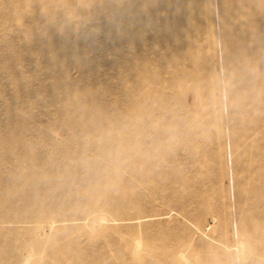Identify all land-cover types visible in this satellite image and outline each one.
I'll return each mask as SVG.
<instances>
[{"label":"rangeland","instance_id":"1","mask_svg":"<svg viewBox=\"0 0 264 264\" xmlns=\"http://www.w3.org/2000/svg\"><path fill=\"white\" fill-rule=\"evenodd\" d=\"M147 1L120 0L117 10L116 0H0L2 153L13 157L22 152L18 147L6 154L22 138L24 143H32L39 158L49 155L58 163L57 167L48 166L45 184H36L32 173L19 179L13 161L6 164V169L0 154L4 168H0V196L12 201L0 212L25 216L45 206L58 208L66 216L68 220L58 235L65 258L55 260L56 252L52 251L43 264H122L124 241H131L138 252L147 246L144 264H154L151 261L162 250L159 237L164 233L186 244V254L192 258L181 256L186 263L264 264V202L253 196L248 185L256 167L254 151L242 157V146L235 155L226 150V145L240 141L243 128L250 129L254 120L242 115L241 110L252 107L253 96L264 86L259 50L255 43H249L248 50L259 60L253 62L254 69L246 64L250 56L245 53L226 62L221 54L223 38H216L210 47L203 40L208 20L205 0H182L175 11L172 31L159 25L150 12L160 0ZM210 2L217 11L216 29L220 30L224 6L220 0ZM209 53L221 83L219 95L224 103L220 105L214 102L211 86L203 78ZM193 62L200 68L201 81L189 76L196 69ZM260 79L263 83L258 84ZM197 95L203 100L201 111L210 117L198 125L194 116L192 123L183 115L193 108ZM215 105L224 113V123L218 121L220 127L215 123L211 127ZM16 121H24L26 126ZM222 129L220 162L213 155L204 158L207 153L203 151L217 150L215 132ZM75 136H133L150 143H155L157 137L165 147L156 159L164 168L163 175H186L191 185L179 184V189L186 191L189 201L178 196L162 199L161 190H153L146 183H135L128 189L132 179L119 169L115 170L119 177L113 185L102 188L97 198L91 196L77 182L80 173L67 168L87 165L85 159L63 150L65 146L78 149L70 142ZM4 137L15 140L1 144ZM258 145L263 149L264 136ZM184 151L201 155L195 158V153L191 159ZM235 156H240L239 163L234 162ZM13 178L18 185L6 183ZM156 191L160 195L152 194ZM23 193L30 198L25 206ZM112 194L121 196L120 203H115L120 204V213L115 215L119 221L108 223L106 232L97 235L93 230L97 225L90 224L94 221L79 217L92 203L108 200ZM129 197L134 201L125 204ZM200 201L204 205L199 206ZM168 208L171 214L164 215ZM185 212L188 217L192 214L200 219L186 221ZM238 223H244L247 229L238 230ZM254 227H259L257 235ZM9 228L20 232V240L27 239L32 229L27 224H10ZM233 239L236 246L230 247L224 257L225 247ZM17 240L9 233L0 239V264H15L10 258L17 255ZM259 243L263 246L258 252Z\"/></svg>","mask_w":264,"mask_h":264},{"label":"bare ground","instance_id":"2","mask_svg":"<svg viewBox=\"0 0 264 264\" xmlns=\"http://www.w3.org/2000/svg\"><path fill=\"white\" fill-rule=\"evenodd\" d=\"M205 2V9L208 14V20L205 24L206 31L203 33V40L205 44L210 47L212 41H214L216 38H218V40L223 38L224 41L222 43L221 54L223 55L222 57L226 60V62L229 61L233 56L245 53L250 56L246 62L249 68L254 69L253 62L259 61L258 58H260L264 64V0H220V3L224 6L222 7V20L219 21L222 25L220 30L216 29V21L218 18L217 11L213 10L210 0H205ZM180 3H182V0H160L156 2L155 6L150 8V12L153 13L154 17L157 18L156 20L159 25L164 24L167 28H169L170 31H172L174 27L173 22L175 11H177ZM119 7L120 0H116V9L118 10ZM249 43L256 44L257 49L259 50L258 58H255L254 53H252L251 50H248ZM199 49L200 48H197L196 50ZM217 50L218 56H220L219 48H217ZM210 57L211 54L209 53V57H207V73L205 75L203 74V78L207 80L206 85L211 86L212 95L215 97L214 102L216 105H220L224 103L222 101L223 99L221 95H219V92L221 91V83L219 74H216L214 71V64L212 63ZM192 64H194V68L196 69H194L189 76H191V79H194V81H201L202 77L200 76V68L197 66L196 62H193ZM257 83H263L262 79L258 80ZM195 87L201 89L199 85H195ZM251 101L252 107H245L241 110L242 115L254 119L251 128H243L240 141L231 142L230 145H226V150L233 152L235 155V153L237 154V148L242 146L244 151V153L241 154L242 157L247 155V153L251 154L254 151V163L256 164V167L250 173L248 185L251 188V193L253 196L257 197L260 203H263L264 145L263 149H260L258 142L260 141V137L264 136V86L255 93ZM216 105L214 110V118L211 116L213 119L211 127L214 125V123L220 127L221 125L218 122L219 120H222V123H224V113L222 110L217 109ZM202 107V97L197 95L195 96L193 108L186 109L183 112V115L184 117L190 118L192 123V118L194 116V123L198 125L199 121L210 119L207 114L205 115L201 111ZM132 119L133 117L130 118V122ZM16 123L23 124L24 127L26 126L24 121H16ZM1 131L2 129L0 130V134ZM222 132L225 131L222 129V131L218 130L215 132L216 141L218 143L217 150H211L208 152L203 151L204 153H207L204 155V158H207L208 155H213V158L220 162L221 139L224 138ZM19 140L21 141L16 147L8 148V151L6 152V154L12 153L14 152V148L19 147L22 152H17L14 155L16 156V159H14V156L12 157V155H3L2 152L5 153V145H0V154L4 157V159H2V164L6 166V169H8L9 166L6 164H11L13 161V164L16 166L15 171L19 174V179L21 178V180H23V178L27 177V174L32 173L36 175V184H45L47 182L46 178H49L48 173L50 172V168H48V166L52 165L57 167L58 163L55 162L56 158L51 159L52 157H49L48 155V158L41 159L39 158V153L34 151L32 143H24L22 138ZM13 141L10 139V137H4L1 144L6 142L9 144ZM70 142L71 144L77 145L78 149L70 150V147L65 146L63 150L72 153L78 159H85L87 165H84L82 168L79 166L80 169L77 166H69L67 167L68 171L77 170V173H80L79 180H77V182H80L82 188L86 189L93 197L97 198L102 188L114 184V181L117 179V177H119L118 173H115V170L119 169L121 172L129 174L132 179L127 185L128 189L134 187L135 183L140 185L146 183L153 190H161L162 199L171 200V197L178 196V198L182 199V197H184L187 202L189 201L185 195L186 191L179 189V184L189 187L191 185L190 179L182 172H173L170 177L163 175L164 168L157 162L156 159H158L160 155H163L165 147H161L160 144H162V142H158L157 137L155 139V143H150L148 140H140L138 138H134L133 136H130L128 139L122 137H111L109 139H84L77 138L75 136L70 139ZM197 147L200 148V145ZM180 151L182 152V150ZM174 152L175 151L171 152L170 154ZM185 153L188 154L191 159H193V155L195 153H197L195 158L201 155L199 152ZM97 157L99 159H97ZM239 159L240 156H235L234 162L239 163ZM200 165L201 162L199 161L198 166L200 167ZM0 168L3 167L0 165ZM256 182H258L260 185H252ZM6 183L9 185H18V180L13 178L11 181L9 180ZM116 190L120 189L116 188ZM152 194L155 196L160 195V193L157 191L153 192ZM23 198L25 200L23 206H25L26 202L30 201V198L27 197L26 193H23ZM120 198V195L116 196L115 194H112L108 200H100V202L92 203L90 206L85 208L84 214L79 218L82 220L94 221V223L90 224L97 225L93 229L95 234L102 236V234L106 232V226L108 223L119 221L116 219L115 215L120 213L118 208V205L120 204L115 203H120ZM115 199H117L116 202ZM144 199H146V197L142 198L141 200ZM132 201L134 200L130 199L129 197L125 204H128ZM11 203V200L6 201L2 198V196H0V208H3V205L8 206ZM202 205H204V202L200 201L199 206ZM179 210L180 209H178V211ZM171 212L172 209L168 208V211L165 212L164 215L171 214ZM185 215L187 216L186 212ZM187 217H185L184 220L191 221V218L193 217L196 218V221L200 219L198 215L192 214H189V217ZM67 220L68 219L66 216L55 207L47 208L45 206H38L33 214L27 213L25 216L20 214L10 215L0 212V239L3 238V236H5L7 233L13 235V237L15 236L18 239V245L16 249L17 255L13 258H10V261L15 264H43L52 251L56 252L54 256L55 260L59 261L62 258H65L63 257L64 249L58 241V235L62 231L61 225ZM193 223L199 229H201V226L198 222L194 221ZM10 224L31 225L32 229L29 231L27 239L20 240V236H18L20 232L18 233L16 229L9 228ZM228 227L229 223L226 221L225 228L227 229ZM247 227L248 226L244 225V223H238V230L240 231H244L247 229ZM204 228L206 227L204 226ZM253 229H256L254 233L257 235L259 233V227H254ZM201 230L206 233L205 230ZM225 234L226 235H223L226 236L225 239H227L226 231ZM237 234L240 236L239 232ZM241 236H243L242 232ZM159 238L163 244L162 250L159 252L160 254L157 255V259L153 258L151 262H154V264H163V262L168 264H196V261L186 263L182 260L181 256H184L189 260L192 258L188 256V252L186 254V244L177 241L180 240L177 236L172 237L171 235L164 233L162 237ZM234 246H236L235 239H233L232 244L227 245L225 248L229 249L230 247ZM262 246L263 245L261 243L257 244L256 250L259 252L262 249ZM146 247L138 252V249L133 247L131 241H124L122 250L125 252V255H121L120 262L122 264H144L146 262L148 252V247ZM183 247L184 250H182ZM228 249L225 251V253H223L224 257L228 256V253L230 252V249ZM192 257H194L193 253Z\"/></svg>","mask_w":264,"mask_h":264}]
</instances>
